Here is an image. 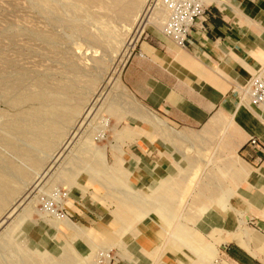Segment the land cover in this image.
Segmentation results:
<instances>
[{"label":"rangeland","instance_id":"obj_1","mask_svg":"<svg viewBox=\"0 0 264 264\" xmlns=\"http://www.w3.org/2000/svg\"><path fill=\"white\" fill-rule=\"evenodd\" d=\"M148 1L0 0V76L11 83L22 77V94L41 88L64 94L68 107L62 116L71 115L61 120V138L46 151L12 128L31 106L15 108L0 92V174L13 178L15 189L0 207V264H171L176 255L170 251L186 245V233L212 251L202 264H219L221 248L233 242V234L256 231L247 225L249 210L241 206L240 191L225 168L235 159L232 129L220 126L204 133L218 109L192 130L175 125L165 112L166 100H150L161 90L170 97L180 90L188 96L175 79L171 84L168 68L146 53L147 46L162 54L166 50L163 12L150 21L157 16L158 30L137 26ZM134 6L136 11L126 16ZM234 95L226 99L235 101ZM152 114L170 120L168 126ZM185 133L197 137L183 139ZM143 177H160L161 188ZM219 185L227 195L215 200L200 223L211 189ZM129 199L165 211V219L147 218L139 206L125 207ZM120 211L146 228L139 242L138 232L116 222ZM217 211L227 221L223 231L207 225ZM19 225L22 233L12 235ZM144 237L158 246L149 248L151 254L139 249L146 247Z\"/></svg>","mask_w":264,"mask_h":264},{"label":"crops","instance_id":"obj_2","mask_svg":"<svg viewBox=\"0 0 264 264\" xmlns=\"http://www.w3.org/2000/svg\"><path fill=\"white\" fill-rule=\"evenodd\" d=\"M215 3L207 13L206 21L197 23L192 30L185 49L178 48L163 36L165 53L146 47V53L152 60L156 59L168 68L171 84L175 79L177 86L187 88L183 92L188 96L185 97L180 90L177 96L170 97L166 91L161 90L150 100L153 103L166 100L168 108L165 112L175 119L176 126L197 129L214 109H218V112L209 119L204 133L210 134L220 126H230L232 137L229 140L233 142L230 152L235 159L225 165L226 172L234 179L235 188L240 191L241 206L249 210L247 225L254 226L257 232L244 230L243 235L233 234V242L221 248L219 264H264V107H251L248 98L244 101L241 95V89L248 85V80L254 77L256 70L264 65V0H216ZM230 93L237 94L234 95L235 101L226 99ZM195 101L200 104L194 106ZM194 108L199 109V112H194ZM153 109L157 107H152L156 113ZM152 116L160 124L168 126L167 121L170 120H163L155 114ZM192 116L197 119L194 123L189 120ZM181 135L183 139L197 137L193 133H185L187 137ZM152 139L155 140L149 138ZM178 164L184 169L188 166L184 162ZM143 179L156 181L158 185L151 187L161 188L160 177ZM211 190L208 196L210 204L203 207L200 223L204 221V214L209 212L215 200L227 195L220 185ZM215 206L220 211L222 205ZM211 223L222 231L227 225L226 219H222L218 211L209 217L207 223L214 227ZM192 235L186 233V245H176L170 251L176 255L170 259L171 264H202L211 259L210 248L201 241L193 240ZM144 242L149 246H141V252L151 254L154 251L149 248L158 247L155 242L147 241L146 237Z\"/></svg>","mask_w":264,"mask_h":264},{"label":"bare ground","instance_id":"obj_3","mask_svg":"<svg viewBox=\"0 0 264 264\" xmlns=\"http://www.w3.org/2000/svg\"><path fill=\"white\" fill-rule=\"evenodd\" d=\"M90 1L100 2L103 0H90ZM136 9L137 8H135V6L131 7L128 10V12H126V16L132 15L133 11H136ZM157 11H161V10L159 9L147 10L146 8L144 14L141 17V21L139 20L137 26H141V28L145 29L148 25L151 24L154 30H158V26L161 24H159V22L157 21V16L153 18V23L150 22L152 21V15ZM164 19H165V14H164ZM24 81L25 80L21 77L20 79L16 80L15 83H11V80L7 76L4 75L0 76V92L11 97V103L13 107L22 108L26 105L31 106V108L28 111L19 114V116L14 120V124L12 125V128H14L15 130H17V132H20L23 136H25L31 144L35 145V147L43 148L46 151H51L54 148L56 142L61 138L63 132L61 129V126L63 125L61 120L64 119L65 122H67L71 118L70 113L67 114L66 112H65L66 115L62 116L64 114V112L61 111L62 108L68 107V105L64 103L63 96L65 95L64 94L60 95L58 93L55 94L53 92H46L43 91L42 88L40 92L22 94L18 91V89L20 88L22 83H24ZM241 93H242L241 95L243 96V100L245 101L247 99V93L245 92L244 89H241ZM21 155L27 158L28 160H30L33 166L37 167L39 165L38 162H35L30 159L29 154L22 152ZM12 179L8 175L6 176L4 174H0V207H2L7 202L9 196L15 191L14 187L11 186ZM125 204H126L125 207L139 206L138 207L139 213L142 214L143 216H146L147 218L151 219V216H156V217L158 216L153 220L165 219L164 218L166 216L165 211L159 209H152L148 207L149 204L141 202V200L139 199H129L128 201L125 202ZM128 216L129 215L127 211H120L115 217L116 222L123 224L124 229L127 232H132V231L138 232L139 234L136 235V238H137V242H139L141 240L142 232L147 233L146 228L141 227V222L137 221L136 223L133 219H130ZM64 223L69 224V222H64ZM2 224L3 223H1L0 225ZM131 224H133V226ZM20 225L11 231L12 235L17 234L18 236L20 233H22L21 232L22 230L20 231ZM98 238L100 239V241L104 242L102 238L100 237ZM144 244L146 246H149V244L145 242ZM49 264L52 263L49 262Z\"/></svg>","mask_w":264,"mask_h":264},{"label":"built area","instance_id":"obj_4","mask_svg":"<svg viewBox=\"0 0 264 264\" xmlns=\"http://www.w3.org/2000/svg\"><path fill=\"white\" fill-rule=\"evenodd\" d=\"M216 0H149L147 10L159 9L165 14L161 34L180 49L189 44L192 30L199 22L206 21L207 13ZM249 105L264 107V68L255 75L244 89Z\"/></svg>","mask_w":264,"mask_h":264}]
</instances>
